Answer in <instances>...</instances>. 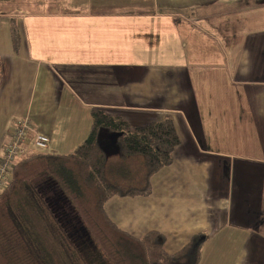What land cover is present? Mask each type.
Wrapping results in <instances>:
<instances>
[{
  "label": "crops",
  "instance_id": "1",
  "mask_svg": "<svg viewBox=\"0 0 264 264\" xmlns=\"http://www.w3.org/2000/svg\"><path fill=\"white\" fill-rule=\"evenodd\" d=\"M95 108L179 137L149 195L106 201L118 227L167 252L200 232L197 264H264V0H0V150L28 116L71 152Z\"/></svg>",
  "mask_w": 264,
  "mask_h": 264
},
{
  "label": "trees",
  "instance_id": "2",
  "mask_svg": "<svg viewBox=\"0 0 264 264\" xmlns=\"http://www.w3.org/2000/svg\"><path fill=\"white\" fill-rule=\"evenodd\" d=\"M12 41L16 49L20 41L16 29ZM109 134L117 148L114 157L109 155ZM178 143L170 117L135 125L95 108L87 136L73 151L27 150L15 160L0 189V264H54L42 236L48 231L74 263L66 226L70 231L86 229L112 264H197L202 233L167 252L163 233L151 229L137 237L118 227L105 210L113 196L149 195L151 176L172 163ZM56 196L61 198L58 213L49 209Z\"/></svg>",
  "mask_w": 264,
  "mask_h": 264
},
{
  "label": "rangeland",
  "instance_id": "3",
  "mask_svg": "<svg viewBox=\"0 0 264 264\" xmlns=\"http://www.w3.org/2000/svg\"><path fill=\"white\" fill-rule=\"evenodd\" d=\"M36 132H38V131H34L32 136ZM110 144H111L110 145V148H111L110 152L111 153H109V155L114 157L117 154V150H116L117 148L115 146H113V142ZM26 149H32V150L36 149L39 151L46 152L45 148L40 149V148L34 147V144L31 140H28L26 142ZM53 193L50 191L49 195L53 196ZM57 198H59V197L56 196V198L53 199L52 204H51V202L49 203V205H50L49 209H50V211L52 209V211H54V213L59 212V204L61 202V198H59L58 200H57ZM58 201H59V203L57 205H54V207H53L54 202H58ZM67 204H69V206H71L70 203H67ZM55 207H57V209ZM54 208L56 209V211L54 210ZM64 209H65V207H64ZM65 211H66L65 215H67L68 212L66 209H65ZM78 224H80V222ZM65 232H67V234H68L67 237L69 238V243L71 244L70 249H72L73 253H75V254H73L76 257V259L74 257V259H75L74 263H73V259H71L69 256L66 255V249L64 248V246L63 245L60 246L59 240H56L55 238L51 237L53 235L52 231H48L50 236L48 234L42 235L43 237H46L45 241L47 242V251L50 252L51 256L56 261V262H54V264H112L106 258V256L103 254V252L98 248V246L93 242L89 232L86 229H82V228L77 227V228L70 231V226L69 227L66 226ZM49 260H50V258H49Z\"/></svg>",
  "mask_w": 264,
  "mask_h": 264
},
{
  "label": "built area",
  "instance_id": "4",
  "mask_svg": "<svg viewBox=\"0 0 264 264\" xmlns=\"http://www.w3.org/2000/svg\"><path fill=\"white\" fill-rule=\"evenodd\" d=\"M31 123L28 116H23L14 121L10 127L8 138L0 150V189L15 160L28 150L26 149L28 140H31L36 148L42 149L48 145L49 137L45 133L38 131L33 136L28 134Z\"/></svg>",
  "mask_w": 264,
  "mask_h": 264
}]
</instances>
